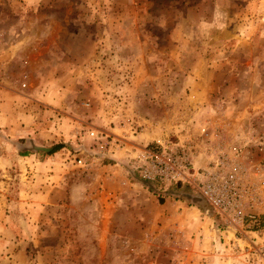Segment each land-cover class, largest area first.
<instances>
[{
	"label": "rangeland",
	"instance_id": "374dc122",
	"mask_svg": "<svg viewBox=\"0 0 264 264\" xmlns=\"http://www.w3.org/2000/svg\"><path fill=\"white\" fill-rule=\"evenodd\" d=\"M263 133L264 0H0V264H264V196L238 233L141 182Z\"/></svg>",
	"mask_w": 264,
	"mask_h": 264
},
{
	"label": "built area",
	"instance_id": "2783aa9c",
	"mask_svg": "<svg viewBox=\"0 0 264 264\" xmlns=\"http://www.w3.org/2000/svg\"><path fill=\"white\" fill-rule=\"evenodd\" d=\"M230 142L227 152L217 149L221 154L217 161L204 167L195 168L186 156L177 152L152 154L143 177L151 182H174L187 184L201 195L211 206L215 215L235 232L246 231L257 221L253 215L254 205L264 196V158L255 163L248 162L249 148L264 152V133L250 142L238 138ZM223 142L216 145L223 146ZM193 171V172H192Z\"/></svg>",
	"mask_w": 264,
	"mask_h": 264
},
{
	"label": "trees",
	"instance_id": "16d2710c",
	"mask_svg": "<svg viewBox=\"0 0 264 264\" xmlns=\"http://www.w3.org/2000/svg\"><path fill=\"white\" fill-rule=\"evenodd\" d=\"M30 146H31L32 150L29 151L28 149H24L19 154L21 156H23V157H26V156L32 155L33 152H34V153H42L46 157H52V156H54L55 154H57L59 151H61L65 147L64 143L53 144L51 147H48V148H46V147H38L36 145H33V143H31ZM18 148L20 150H22V148H24V147H22V145H21ZM132 172L134 174V171H132ZM140 180H142V179H140ZM141 182L144 183V185H146L148 188L151 189V185H152L151 184V181L142 180ZM175 185H176V187H175L176 189H179V188H182V189L183 188H186V189H188V191L185 192V193H187V194H185V195H187V198H185V199H188V201L190 202V204H192L193 206H196L199 209L203 210L209 216H211V217L213 216L215 219L218 218L212 212L211 206L206 202V200L201 195H199L196 192H193L192 193V191H190V189L187 188V186H185L184 184H182L180 182L179 183H175ZM155 194H157V196H158L157 198H158L159 203L162 204L164 202V195L165 194L162 193V194H164V195H162L161 192L160 193L159 192H155Z\"/></svg>",
	"mask_w": 264,
	"mask_h": 264
}]
</instances>
